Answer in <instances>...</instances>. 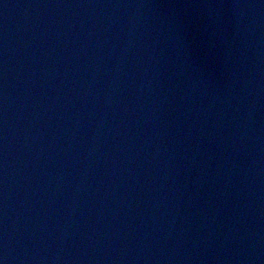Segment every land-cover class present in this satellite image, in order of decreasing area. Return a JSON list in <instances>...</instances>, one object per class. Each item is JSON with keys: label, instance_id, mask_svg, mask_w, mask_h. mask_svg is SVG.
<instances>
[{"label": "water", "instance_id": "1", "mask_svg": "<svg viewBox=\"0 0 264 264\" xmlns=\"http://www.w3.org/2000/svg\"><path fill=\"white\" fill-rule=\"evenodd\" d=\"M0 264H264V0H0Z\"/></svg>", "mask_w": 264, "mask_h": 264}]
</instances>
